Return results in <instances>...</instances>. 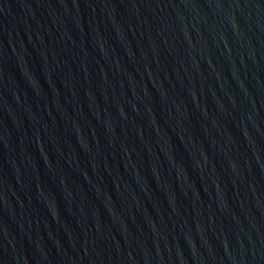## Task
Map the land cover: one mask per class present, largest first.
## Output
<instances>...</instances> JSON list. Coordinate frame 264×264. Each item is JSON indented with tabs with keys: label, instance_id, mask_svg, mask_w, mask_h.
Instances as JSON below:
<instances>
[{
	"label": "water",
	"instance_id": "water-1",
	"mask_svg": "<svg viewBox=\"0 0 264 264\" xmlns=\"http://www.w3.org/2000/svg\"><path fill=\"white\" fill-rule=\"evenodd\" d=\"M72 264H264V0H189Z\"/></svg>",
	"mask_w": 264,
	"mask_h": 264
}]
</instances>
